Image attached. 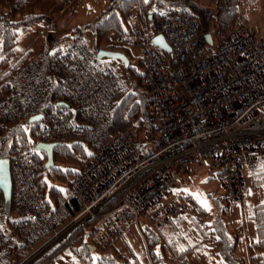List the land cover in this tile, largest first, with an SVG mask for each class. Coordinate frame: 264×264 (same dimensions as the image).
I'll return each instance as SVG.
<instances>
[{
  "label": "built area",
  "instance_id": "1",
  "mask_svg": "<svg viewBox=\"0 0 264 264\" xmlns=\"http://www.w3.org/2000/svg\"><path fill=\"white\" fill-rule=\"evenodd\" d=\"M128 17L131 32L117 41L138 49L143 59V81L152 97L151 149L143 150L129 128L112 129L114 109L129 82L81 36L48 60L35 52L0 83V139L24 121L36 142H78L92 152L70 179L77 206L71 214L63 198L53 208L45 201L36 180L35 148L6 153L0 143L12 185L10 208L0 191V264L34 260L96 216L119 191L104 215L100 244L140 217L156 226L168 223L185 211L183 201L170 197L177 174L195 165L205 163L226 200L237 202L248 173L264 158V35L241 21L207 53L204 32L190 14H168L152 33L137 15ZM3 29L0 20V36ZM155 34L164 36L172 62L152 43ZM18 253L25 256L16 258Z\"/></svg>",
  "mask_w": 264,
  "mask_h": 264
},
{
  "label": "trees",
  "instance_id": "2",
  "mask_svg": "<svg viewBox=\"0 0 264 264\" xmlns=\"http://www.w3.org/2000/svg\"><path fill=\"white\" fill-rule=\"evenodd\" d=\"M79 2L80 0H0V20L4 27L0 36V83L30 58L28 52L19 53L16 46L18 29H27L36 21L50 19L57 12H74ZM209 2L213 4V9L200 0H147V2L146 0H109L105 8L83 26L90 35L95 50L100 47L117 50L129 58V65L125 68L129 89L114 109L112 129L129 128L145 151L154 147L152 139L154 122L151 118L152 97L143 81V59L140 53H132L130 47L123 46L117 41L123 40L131 32V20L128 14L137 15L150 33L154 30V24L168 14L173 12L190 14L198 19L202 32L212 34L213 45L206 46L208 53L213 50L219 38L241 22L240 0H209ZM109 34L113 35V39L107 38ZM58 48L52 52L43 49L45 60H48ZM164 56L172 62L168 53H164ZM133 58L134 62L131 61ZM57 90L55 85L50 98ZM30 135L34 136L32 129L23 121L5 131L0 143L6 153L23 146L34 149L36 140L31 139ZM34 152L39 160L36 180L45 201L50 208H53L58 198H63L66 207L71 214H74L77 206L71 195L70 179L92 156L90 148L78 142L59 143L53 149V164L50 167L45 165L46 156L43 152L35 149ZM248 177V186L251 189H264V158L257 161L255 169L249 172ZM58 184L64 185L65 192ZM249 187L244 196L248 195ZM121 193L122 191H119L108 199L96 216L78 225L60 242L34 260L29 261L28 258L23 264H47L52 257L58 256L63 250L72 251L82 264H131L128 256L113 242L130 224L135 225L137 231L141 232L152 264H189L183 258L184 254L206 240L213 242L214 253L228 264H264V201L253 205L247 215V219L254 222L256 239L247 244L245 254L236 255L235 248L239 236L231 239L222 227H219V234L214 235L213 229L208 228V223L205 221L208 215L207 209L191 193L182 195L184 203L191 209L190 219L187 221L183 212L170 220L168 225L171 224L176 228L171 233L159 230L160 226L149 223L145 218L142 224L139 218L137 224L129 223L115 239L100 244L98 238L102 232L104 215L110 211ZM221 196L226 205L230 203L223 193ZM211 198L215 201L213 196ZM10 204L9 200L6 202V207L10 208ZM185 220L186 224H183ZM244 228L245 223H240L236 230L242 232ZM189 229L197 232L198 240L195 239L194 242L181 248V243L193 241V233L191 234ZM24 256L18 253L16 258L22 259Z\"/></svg>",
  "mask_w": 264,
  "mask_h": 264
},
{
  "label": "rangeland",
  "instance_id": "3",
  "mask_svg": "<svg viewBox=\"0 0 264 264\" xmlns=\"http://www.w3.org/2000/svg\"><path fill=\"white\" fill-rule=\"evenodd\" d=\"M200 1L213 9V4L210 3L209 0ZM259 1L260 9L255 15V19L260 23L262 26L261 28L264 29V0ZM108 2L109 0H80L74 12H57L50 19L36 21L27 29H18L16 46L19 53L28 52V55L31 57L35 52L42 51L43 49L52 52L58 47L64 48L75 36H81L92 45L91 37L88 32L84 30L83 26L104 9ZM240 5L241 4H239V10L241 9ZM107 38L113 39V35L109 34ZM130 48L132 53H139L138 49L135 47ZM102 59L118 72L125 74L123 62L120 59H111L107 57H103ZM131 61L134 62L135 59L133 58ZM30 138L32 139L35 137L30 135ZM58 186L64 191V185L58 184ZM174 188L188 190L187 192H176L175 195L178 197L191 193L198 202L197 194L199 198L206 199L210 205V207L206 208L208 215L205 221L208 223V228L213 229L214 235H218L219 227H222L231 239L239 236L235 253L236 255L245 254L247 244L256 239L254 222L247 219V215L253 205L264 201V189L254 190L249 187V194L246 198L244 197L241 201L228 203L226 205V202L221 196L222 191L218 179L205 164L198 168V173L192 176L189 183H186V179H184L183 176L176 177V183L173 189ZM211 196H213L215 201ZM186 208L184 213L188 221L192 212L189 206ZM143 220L144 218L140 217V223L143 224ZM168 223H166L167 225L164 224L160 226L159 230L163 231L168 227L167 231L171 233L170 231L176 229L172 227L171 224L168 226ZM182 223L186 224V220ZM240 223H245V228L242 232H237L236 228ZM183 230H185V228ZM189 232L191 234L193 233V241L181 243V248L194 242L197 238L196 231L189 229ZM113 242L116 247L128 256L131 264H152L145 247L144 238L139 234L135 225L130 224L124 233ZM73 257H75V259H73ZM183 258L189 264H228L223 258L214 254L213 242L210 240L204 241L202 248H199V246L196 249L192 247L191 252H186ZM47 264L82 263L72 251L63 250L58 256L52 257Z\"/></svg>",
  "mask_w": 264,
  "mask_h": 264
},
{
  "label": "water",
  "instance_id": "4",
  "mask_svg": "<svg viewBox=\"0 0 264 264\" xmlns=\"http://www.w3.org/2000/svg\"><path fill=\"white\" fill-rule=\"evenodd\" d=\"M204 39L206 44L213 45V37L209 32L204 33ZM151 41L155 44L162 52L168 53L171 57L170 46L166 42L165 38L161 34H155L151 37ZM96 54L99 58L107 57L111 59H120L123 62L124 68L129 65V58L121 51L106 49L100 47L96 50ZM64 103L58 102L57 105H63ZM40 114L33 115L29 118V121L40 118ZM59 143H44V142H36L34 147L36 150L43 152L46 156L45 165L47 167L52 166L53 164V149ZM11 177H10V169H9V159L8 157L0 158V191L3 195L5 202H8L11 197Z\"/></svg>",
  "mask_w": 264,
  "mask_h": 264
},
{
  "label": "crops",
  "instance_id": "5",
  "mask_svg": "<svg viewBox=\"0 0 264 264\" xmlns=\"http://www.w3.org/2000/svg\"><path fill=\"white\" fill-rule=\"evenodd\" d=\"M259 2H260L259 0H240L241 9L239 10V20L244 22L246 25L254 27L257 30L258 35H264V29L261 28L262 26L255 19V15L258 13V10L260 9ZM204 164L205 163H203L201 165H195L194 167L191 168V170L188 173H186V174L185 173H181V174L179 173L177 175V177H179V176L182 177L183 176V178L186 179V183H189V180L192 179V176L198 173V168H200ZM208 169H210V168L208 167ZM213 174H214V172H213ZM248 185H249V177L247 178V187H249ZM175 193L176 192L171 191L170 196L174 197V198H176L178 200L183 201V197L182 196L178 197V196L175 195ZM247 196H244V197L246 198ZM186 207L187 206H185V211L187 209ZM184 215H185V213H184ZM167 229H168V227L165 229V232L167 231ZM179 230H182V229H179ZM170 232H172V231H170ZM196 240H198V236H197ZM198 246H199V248H202L203 243L201 245H198ZM197 247H195V249ZM188 252H191V249Z\"/></svg>",
  "mask_w": 264,
  "mask_h": 264
},
{
  "label": "snow or ice",
  "instance_id": "6",
  "mask_svg": "<svg viewBox=\"0 0 264 264\" xmlns=\"http://www.w3.org/2000/svg\"><path fill=\"white\" fill-rule=\"evenodd\" d=\"M147 2V0H146ZM171 191L173 192H180V191H184V192H187L188 190L187 189H179V188H174V189H171ZM197 198L199 200V203L204 206L205 208H208L210 207V205L208 204L207 200L206 199H201L199 198V195L197 194ZM73 259H75V257H73Z\"/></svg>",
  "mask_w": 264,
  "mask_h": 264
},
{
  "label": "bare ground",
  "instance_id": "7",
  "mask_svg": "<svg viewBox=\"0 0 264 264\" xmlns=\"http://www.w3.org/2000/svg\"><path fill=\"white\" fill-rule=\"evenodd\" d=\"M181 174V173H180Z\"/></svg>",
  "mask_w": 264,
  "mask_h": 264
}]
</instances>
